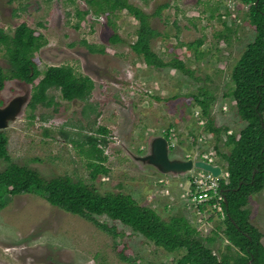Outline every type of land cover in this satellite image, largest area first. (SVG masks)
<instances>
[{
    "label": "rangeland",
    "instance_id": "374dc122",
    "mask_svg": "<svg viewBox=\"0 0 264 264\" xmlns=\"http://www.w3.org/2000/svg\"><path fill=\"white\" fill-rule=\"evenodd\" d=\"M129 1L149 14L167 3L159 14L150 16L151 26L160 32V36L151 40L152 49L164 60L178 54L193 75L184 74L178 68L157 69L137 56L130 49V43L136 39L138 21L125 10L116 12L112 18L101 15L92 25L88 24L91 17L87 14L75 28V8L88 7L83 0L11 3L0 0V28L13 34L15 27L25 22L36 33L45 35L40 47L44 50L38 53L39 60H34L38 68L65 62L77 74H89L94 84L87 103H68L59 91L51 89L48 96L52 97V104L40 103L33 109L25 104L17 118L1 131L6 138V153L11 162L32 166L45 176L68 175L73 181L92 185L100 192L130 193L140 204L154 208L162 220L183 216L204 237L212 234L222 220L201 219L190 196L186 195L187 179L166 177L164 182L154 183L165 176L135 161L130 154L145 153L148 138L161 135L169 125H172L169 130L173 141L171 157L185 156L195 147L212 151L216 142L203 131L202 121H195L197 111L185 96L187 91L199 87L210 89L215 96L210 112L216 125L228 126L231 130L242 127L244 122L234 113L231 99L225 93L231 86V64L252 40L254 31L245 19L246 7L231 0ZM211 11L214 18L210 17ZM222 20L230 31L225 29ZM40 22H47V27H39ZM219 33L228 35V43L218 37ZM113 36L120 40L112 41ZM198 39L202 40L199 50L205 53L195 57L181 43ZM82 40L97 48L104 46L105 51L90 53ZM5 56V51H0V65L6 71ZM20 84L6 81L0 100L9 98V102L16 95H28L29 101L32 87ZM9 86H14L17 93L9 91ZM99 126L108 132L98 131ZM88 136L99 141L105 139L98 146L105 156L103 164L109 169L108 174H98L93 182L89 180L91 169L87 166ZM218 145L221 152H228L222 142ZM211 158L221 166L225 164L220 155ZM7 164L0 158V170ZM164 188L169 189L168 194ZM255 201L264 204V188L250 197L248 205L251 203L254 207ZM248 208L251 210L248 219L251 217L252 221L257 216L252 224L264 234V211L256 214L257 207ZM97 218L115 225L120 235L114 238L36 194L14 196L0 210V264H173V258L180 254V251H165L120 222H112L105 216ZM203 228L206 233H202ZM219 234L222 233L219 231ZM261 242L264 245V236ZM120 243L127 244L124 254L129 257L128 261H123L114 249ZM224 244L220 236L211 245L217 253L218 249L225 250ZM235 252L231 248L229 254Z\"/></svg>",
    "mask_w": 264,
    "mask_h": 264
},
{
    "label": "trees",
    "instance_id": "16d2710c",
    "mask_svg": "<svg viewBox=\"0 0 264 264\" xmlns=\"http://www.w3.org/2000/svg\"><path fill=\"white\" fill-rule=\"evenodd\" d=\"M14 1L16 0H7L9 3ZM85 1L95 14H107L112 18L116 12L125 10L138 21L136 39L130 43V49L137 56H141L147 65L157 69L178 68L184 74L193 75L191 68L178 54L171 60H164L152 49L151 40L160 36V32L151 26L150 16L159 14L167 3L158 6L149 14L129 0ZM231 1L246 7L245 19L254 31L252 40L231 64L229 75L231 86L225 93L226 97L231 99L234 113L244 125L237 130H231L228 126L215 124L210 112L215 96L210 89L199 87L185 93L191 107L197 111L194 115L195 121L198 123L201 120L203 131L209 133L216 142L212 151L226 162L224 170L228 175L217 180L219 192L223 196L220 201L223 219L221 224L213 228L212 234L206 235L205 238L207 243H212L221 236L225 242L224 251L218 249L217 254H214L213 250L200 239V231L191 226L183 216H172L169 221L162 220L154 208L140 204L130 193L100 192L92 185L73 181L68 175L45 176L32 166L11 162L6 153V138L1 135V131L0 158L6 160L8 164L0 170V210L8 205L12 197L32 193L43 197L58 209L93 223L114 238L120 235L116 226L109 225L97 217L105 216L112 222H120L169 253L180 251V254L173 258V264H247L248 261L250 264H264V245L261 242L264 234L249 222L250 212L245 208L250 197L264 188V0ZM76 13L83 18L81 11L77 10ZM210 17H215L213 11L210 12ZM218 19L221 20L220 14ZM109 23L111 24L110 21ZM222 24L227 31L231 30L224 20ZM35 33V30L29 28L25 22L18 24L13 34H8L0 28V51H5L12 65L8 74H3L0 70V93L9 78L33 83L39 78L32 86L31 96L27 102L30 109H33L36 103L52 104V97L48 96L50 89L58 90L60 96L66 100L87 99L93 88V81L88 77L77 76L70 67L49 66L38 76L39 71L36 69L32 54L44 42L41 41V36H36ZM218 37L228 43L226 33H219ZM111 39L120 40L117 36ZM82 43H85L91 52L105 51L104 46L97 48L85 40ZM201 43L202 40L198 39L181 45L191 50L196 57L205 53L199 50ZM89 109L92 107L89 106ZM171 126L162 132L170 143L173 142L169 131ZM98 131L104 134L108 132L104 126H99ZM104 141V138L99 141L96 137L88 136L86 142L91 182L98 178V174L106 175L109 171L103 164L105 159L103 149L98 146ZM192 141L194 144L197 143L195 136ZM219 142L228 148L227 153L220 151ZM213 201L214 199L211 200ZM126 247V243L114 246L123 261L129 259L124 254ZM231 248L236 249L235 254H229Z\"/></svg>",
    "mask_w": 264,
    "mask_h": 264
},
{
    "label": "water",
    "instance_id": "95a60500",
    "mask_svg": "<svg viewBox=\"0 0 264 264\" xmlns=\"http://www.w3.org/2000/svg\"><path fill=\"white\" fill-rule=\"evenodd\" d=\"M28 95H17L6 105L0 106V129L7 128L10 121H14L23 106L27 102ZM131 157L142 165L153 167L158 173L172 178H180L188 175L194 169L210 172L213 177L219 178L222 175V167L204 159L184 158L180 155L170 156V143L164 135H153L148 138L147 151L140 155L130 154ZM250 205H246L248 208ZM252 207V206H251ZM253 208V207H252ZM251 221V220H249ZM200 239L212 249V243H207L205 236L199 235ZM213 250V249H212ZM214 254H217L213 250Z\"/></svg>",
    "mask_w": 264,
    "mask_h": 264
},
{
    "label": "built area",
    "instance_id": "2783aa9c",
    "mask_svg": "<svg viewBox=\"0 0 264 264\" xmlns=\"http://www.w3.org/2000/svg\"><path fill=\"white\" fill-rule=\"evenodd\" d=\"M188 156L193 159L199 158L207 160L213 163L211 156L214 153L204 152L198 149L192 151ZM227 172H223L222 176H227ZM218 178L212 176L211 173L203 170L193 171L187 179L186 195L190 196L192 205L196 208L197 213L201 214V219H223V212L220 201L223 199L222 194L219 192ZM159 182H164L163 179H159ZM164 193L168 194L169 189L164 188ZM211 202V200H213ZM203 206V209H199ZM209 225L207 226V228ZM206 228V230H207ZM203 228V232H204ZM206 233V232H204Z\"/></svg>",
    "mask_w": 264,
    "mask_h": 264
},
{
    "label": "flooded vegetation",
    "instance_id": "af4514ba",
    "mask_svg": "<svg viewBox=\"0 0 264 264\" xmlns=\"http://www.w3.org/2000/svg\"><path fill=\"white\" fill-rule=\"evenodd\" d=\"M55 1V0H54ZM84 1V3H86V1L85 0H83ZM14 2H17V0L16 1H14ZM53 2V1H52ZM87 4V3H86ZM88 7H86L85 9H78V8H75V10H74V17L75 18H77V22L76 23H74V26H75V28H78L79 27V23L81 22V21H84V19H86L85 17L87 16V14H89V16L91 17V19H89V21H88V24H90V25H92L94 22L93 21H95V20H97L101 15H105V14H95L91 9H89V5H87ZM46 7V6H45ZM77 10H79V11H81V15H83V18L81 19L78 15H77ZM86 11V12H85ZM116 14V13H115ZM106 16V15H105ZM45 17V16H44ZM22 23V22H21ZM78 24V26H76ZM47 25H48V23L47 22H40L39 23V27H42V28H46L47 27ZM16 28V27H15ZM33 29V28H32ZM43 32H37V33H35V35L37 36V35H39V36H41V40L43 41V42H45V39H46V37H45V35L44 34H42ZM44 37H45V39H44ZM83 41V40H82ZM43 47V46H42ZM41 47V48H42ZM38 49L37 51H35V52H33V54H32V59H34V60H36V61H38L39 60V55H38V53L40 54L41 53V51H43L44 49ZM90 53H93V52H91L88 48H86ZM99 54L100 53H102V52H98ZM94 54V53H93ZM5 63H7V65H8V69L5 71V70H3V68H2V66L0 65V70H1V72L3 73V74H8L9 73V70L11 69V67H12V65H11V63H10V61L8 60V58H7V56H5L4 57V59H3V64H5ZM35 64H36V62H35ZM49 66H65V67H70L71 69H72V72L74 73V74H76L77 76H82V77H88V78H90L91 80H92V78H91V76L89 75V74H77L75 71H74V69L70 66V65H68V64H66L65 62H61V63H59V64H53V65H48L47 67H49ZM47 67H45V68H38V64H36V69L39 71V74H38V76H40L41 74H42V71H44ZM9 81H14V82H16V83H21L20 85H30V87H32V86H34L38 81H39V78H37V79H35V81H34V83L33 82H27V81H21V80H18L17 78H9L8 79ZM7 80V81H8ZM93 81V80H92ZM8 84H11V85H15V86H17L16 84H13V83H11V82H9ZM93 87H94V84H93ZM8 89H9V91L10 90H13L15 93H17L16 91H17V89H15V87L13 86V87H11V86H9L8 87ZM31 89L32 88H30V96H31ZM93 89V88H92ZM51 90V89H50ZM53 91H56V92H58V90H56V89H52ZM59 93V92H58ZM1 95H2V91H1V93H0ZM15 95V94H14ZM60 95V94H59ZM90 95H91V92H90ZM89 95V96H90ZM17 96V95H16ZM89 96H88V98L87 99H82V100H80V99H77V98H72V99H70V100H66V99H64L65 101H67L68 103H77V102H84V103H87L88 101H89ZM13 97V96H12ZM61 97V96H60ZM11 98V97H10ZM9 99V98H8ZM8 99H6L4 102L3 101H1L0 100V106H3V105H6V103L8 102ZM30 99V98H29ZM38 104H40V103H36V105L35 106H37ZM91 107V106H90ZM85 111V110H84ZM3 129H0V131H2ZM247 264H250V261H248V263Z\"/></svg>",
    "mask_w": 264,
    "mask_h": 264
},
{
    "label": "clouds",
    "instance_id": "9594fccd",
    "mask_svg": "<svg viewBox=\"0 0 264 264\" xmlns=\"http://www.w3.org/2000/svg\"><path fill=\"white\" fill-rule=\"evenodd\" d=\"M161 135H162V134H161ZM166 138H167V137H166ZM168 141H169V140H168ZM169 143H170V141H169ZM171 144H172V142L170 143V146H171ZM195 149H198V150H199L198 147H195L194 150H195ZM194 150H193V151H194ZM211 152H213V151H211ZM190 153H191V152H190ZM190 153H188V154H190ZM213 153H214V152H213ZM188 154H185V156L180 154V156H182V157H184V158L191 157V156H188ZM214 155H215V154H214ZM216 156H217V155H216ZM196 159H199V158H196ZM206 161H207V160H206ZM213 164H219V163L213 161ZM219 165H220V164H219ZM221 167H222V173H223V172H226V171L224 170V167H226V162H225V164H224L223 166H221ZM153 170L156 171L154 168H153ZM195 170H199V169H194L193 171H195ZM193 171H192V172H193ZM192 172H191V173H192ZM156 173H158V172L156 171ZM191 173H189L188 175H186V176H184V177H185L186 179H188V177L190 176ZM209 173H210V172H209ZM158 174H159V175H162V174H160V173H158ZM162 176H165V175H162ZM221 176H222V175H221ZM221 176H220V177H221ZM166 177H169V176H165V177L158 178L156 181H154V183H157V182H158V183H161V182H159V179H163V180L165 181ZM171 178H172V177H171ZM180 178H182V177H180ZM215 178H216V177H215ZM177 179H179V178H177ZM152 181H153V179H152ZM186 187H187V186H186ZM249 212L251 213V211H249ZM250 223H251V222H250ZM201 232H202V231H201ZM202 233H204V232H202ZM205 237H206V236H205Z\"/></svg>",
    "mask_w": 264,
    "mask_h": 264
},
{
    "label": "crops",
    "instance_id": "0c3cea01",
    "mask_svg": "<svg viewBox=\"0 0 264 264\" xmlns=\"http://www.w3.org/2000/svg\"><path fill=\"white\" fill-rule=\"evenodd\" d=\"M262 195V194H261ZM181 200V199H180ZM254 204H255V206L253 207L252 205V207H253V209L255 208V207H257L258 208V212H256V214H260V211H264V204L263 205H261L259 202H257V201H255L254 202ZM257 218V216L255 217V218H252V221H253V219H256ZM250 220H251V217H250ZM252 221H251V224H252ZM253 225V224H252ZM259 225H262L261 223L259 224ZM255 226V225H254ZM256 227V226H255Z\"/></svg>",
    "mask_w": 264,
    "mask_h": 264
},
{
    "label": "bare ground",
    "instance_id": "6f19581e",
    "mask_svg": "<svg viewBox=\"0 0 264 264\" xmlns=\"http://www.w3.org/2000/svg\"><path fill=\"white\" fill-rule=\"evenodd\" d=\"M27 102H28V99H27ZM27 102H26L25 104H27ZM24 106H25V105H24ZM24 106H23V107H24Z\"/></svg>",
    "mask_w": 264,
    "mask_h": 264
}]
</instances>
